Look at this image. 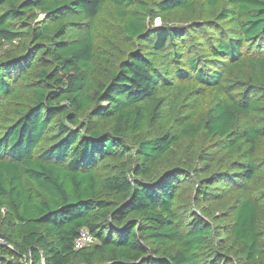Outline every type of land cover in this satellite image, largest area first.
I'll return each instance as SVG.
<instances>
[{"label":"trees","instance_id":"1","mask_svg":"<svg viewBox=\"0 0 264 264\" xmlns=\"http://www.w3.org/2000/svg\"><path fill=\"white\" fill-rule=\"evenodd\" d=\"M198 2L201 59L152 23ZM107 11L145 43L101 82ZM3 46L0 264H264V0H0Z\"/></svg>","mask_w":264,"mask_h":264},{"label":"rangeland","instance_id":"2","mask_svg":"<svg viewBox=\"0 0 264 264\" xmlns=\"http://www.w3.org/2000/svg\"><path fill=\"white\" fill-rule=\"evenodd\" d=\"M154 1L157 0H150V3H153ZM226 8L227 6L225 5L224 2H222L219 6L215 8H208L207 6L203 5L202 2H198L196 11L193 14L184 15L180 13H174L167 15L165 17V21H163L161 17L159 18L158 16H155L157 17L155 18L153 15L152 17H154L155 19L153 20L152 23L153 25H156V27L165 26L168 28H176L179 33L180 32L182 33V35L185 34V37L188 40H191L192 45L197 49V56H199V58L201 59V54L203 56L205 55L201 50L202 48L201 44H199V46L196 47V45L200 42H197L196 44L194 35L195 34L200 36L205 35L206 37L204 36L202 37L208 40H213L214 38L209 37L210 32L208 31V29H212V30L214 29L215 33L222 31L223 34L227 35L229 31L232 30L233 24L230 22H223V20L219 19L220 13L224 11ZM107 13L109 15L106 14L99 17L100 24L104 25L108 30L106 34L102 33L100 34V36L98 35L99 45L97 48V55L105 62V65L100 67L102 70V77H99L98 81L101 82H107L110 80L111 72L117 71L119 62L122 61L123 59H126L130 52H142L141 50L144 48L143 44L145 43L139 39L131 40L127 38L124 35L122 31V26L120 25L118 20L113 15H110L109 11H107ZM42 20H43V16H39L38 21H42ZM150 22L151 19L148 18L145 23L146 25H149ZM77 23L78 24L82 23V21L81 22L76 21V24ZM83 24L85 25V28H87V26L89 25L86 23ZM71 36H73V33L68 32L67 38H70ZM153 39H154L153 36L147 37V40L150 43L153 42ZM198 48L200 49L201 54ZM169 50L172 51L171 49ZM7 51H9L8 47L6 46L0 47V60H3L5 58L6 56L5 53ZM173 52L179 53L181 52V50L179 47H176V49L174 48ZM193 55H196V53H193ZM156 65H157L156 66L157 71L162 73L163 66L158 62ZM165 93L162 94L163 97H165ZM170 94L174 95V92H168L167 96H169ZM253 119L255 121L260 120V118L259 119L253 118ZM83 120L84 119H81V121ZM8 126H10V124H8ZM5 129L6 126L0 124V131H2V133L5 131ZM48 139H50L49 136ZM135 142L136 140L134 136H131L127 139V148L129 150L128 152L129 155H134ZM39 150H40V146L37 148V151ZM0 212L2 213L3 217L6 215L4 209H1ZM4 230L5 227L1 224L0 245H6L4 239L1 237L4 235L3 234Z\"/></svg>","mask_w":264,"mask_h":264},{"label":"built area","instance_id":"3","mask_svg":"<svg viewBox=\"0 0 264 264\" xmlns=\"http://www.w3.org/2000/svg\"><path fill=\"white\" fill-rule=\"evenodd\" d=\"M94 242L92 236L85 229H82L79 233V236L74 242L75 250H80L85 246L92 245Z\"/></svg>","mask_w":264,"mask_h":264},{"label":"clouds","instance_id":"4","mask_svg":"<svg viewBox=\"0 0 264 264\" xmlns=\"http://www.w3.org/2000/svg\"><path fill=\"white\" fill-rule=\"evenodd\" d=\"M156 26V25H155Z\"/></svg>","mask_w":264,"mask_h":264}]
</instances>
